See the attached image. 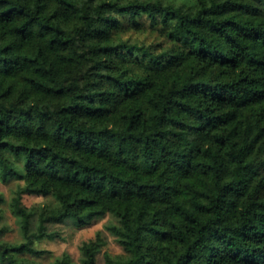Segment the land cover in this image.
I'll use <instances>...</instances> for the list:
<instances>
[{"label":"trees","instance_id":"obj_1","mask_svg":"<svg viewBox=\"0 0 264 264\" xmlns=\"http://www.w3.org/2000/svg\"><path fill=\"white\" fill-rule=\"evenodd\" d=\"M146 28L167 46L123 35ZM11 180L21 241L0 264H39L23 256L50 224L106 214L122 253L104 264H264V0H0Z\"/></svg>","mask_w":264,"mask_h":264},{"label":"rangeland","instance_id":"obj_2","mask_svg":"<svg viewBox=\"0 0 264 264\" xmlns=\"http://www.w3.org/2000/svg\"><path fill=\"white\" fill-rule=\"evenodd\" d=\"M142 22L147 24V22ZM123 35L125 37L130 36L132 39L144 42L145 44L158 45L159 49L167 46L166 39L158 31H152L149 28H146V30L142 32L130 30ZM8 157L16 165L22 167V159L14 160L11 156ZM16 184H18L16 180H11L8 183L0 181V193L4 198V202L0 203V243H19L21 241L17 222L11 215L8 206L11 191L15 188ZM43 201H45V199L40 195L30 194L23 197V203L27 207L40 204ZM111 221H113V218L106 214L104 216L96 217L84 226H76L71 222L50 224L49 231L57 232L58 237L54 239L45 238L35 242V247L45 253L40 257H33L30 255H24L23 257L34 261L35 263L51 264L56 257L66 253L69 255L73 263L81 264L80 245L84 241L94 239L96 233L101 232L106 245L97 255V264H104V252H108L111 255L122 253L121 247L104 229V226Z\"/></svg>","mask_w":264,"mask_h":264}]
</instances>
